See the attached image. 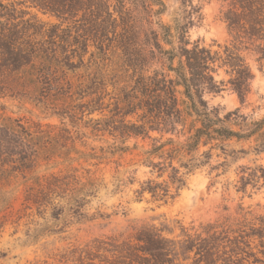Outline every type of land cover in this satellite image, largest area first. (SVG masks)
I'll return each instance as SVG.
<instances>
[{
    "label": "trees",
    "instance_id": "obj_1",
    "mask_svg": "<svg viewBox=\"0 0 264 264\" xmlns=\"http://www.w3.org/2000/svg\"><path fill=\"white\" fill-rule=\"evenodd\" d=\"M115 1L111 10L108 0H0V97L25 99L73 125L82 123L91 133L107 134L114 143L120 142L111 146L110 153H125L128 138L157 132L141 164L156 177L166 178L148 177L135 190L138 196L146 192L156 200L164 201L172 195L171 189L183 188L196 170L211 172L225 166L226 160L213 164V155L215 150L229 155L231 140L255 137L251 151H263L264 116L250 119L238 110L220 114L204 98L220 89L221 80L213 74L215 53L189 38L190 25L201 17L198 4L178 0L168 24L162 20L167 10L164 0ZM28 8L58 21H42ZM223 18L235 43L255 44L258 58H264V0H230ZM224 63L230 67L233 89L244 98L252 78L250 68L239 54L228 50ZM165 134L170 136L162 140ZM175 134L183 136L182 141L176 143ZM72 141L66 126L34 128L0 115V202L7 204V187L19 176L29 180L24 202L42 219L34 225H43L45 233L54 231L53 222L60 215L86 219L90 203L108 186L102 178L76 174L70 167L26 177L42 162L66 158ZM237 152L247 150L241 147ZM259 171L264 179V167ZM133 181V176L114 177L110 186L115 190ZM255 240L264 255V223L229 231L208 224L181 246L159 231H145L138 234L136 244L123 248L107 244V251L120 253L123 264H172L179 252H193V264H237L240 243L247 242L249 250L241 251L249 258Z\"/></svg>",
    "mask_w": 264,
    "mask_h": 264
},
{
    "label": "rangeland",
    "instance_id": "obj_2",
    "mask_svg": "<svg viewBox=\"0 0 264 264\" xmlns=\"http://www.w3.org/2000/svg\"><path fill=\"white\" fill-rule=\"evenodd\" d=\"M108 1L112 10L116 1ZM164 2L167 10L162 20L171 24L179 2ZM229 3L230 0H193V4L200 7L201 17L189 27L190 41L215 53L213 74L216 80H221L220 89L216 93H206L204 98L220 114L238 110L247 118L260 119L264 116V58H258L255 44L233 41L223 18ZM28 10L42 21H58L55 16L35 8ZM226 50L239 54L252 72L248 90L242 99L230 83L232 73L224 63ZM0 115L18 118L34 128L41 126L58 130L66 126L72 134L73 141L66 158L42 162L26 172V177L70 167L75 168L76 174L102 178L108 184L90 203L86 219L76 221L67 214L60 215V220L53 222L54 231L45 233L43 225H34L42 219L33 207L24 202V186L29 180L25 182L19 176L18 181L7 187V204L0 202V264H123L120 253L107 251V244H119L121 248L132 246L136 244L138 234L159 231L176 246H181L184 239L197 236L208 224H215L218 231H229L264 223V179L259 177V170L264 167V150L258 153L251 151L256 144L255 137L240 142L231 140L227 147L229 155L215 150L212 163L226 160L225 166L211 172L209 168L194 171L187 176L183 188L177 192L171 189L172 195L163 201L146 192L140 196L135 192L139 182L148 177L157 181L166 178L165 175L156 177L141 164L152 137L159 136L157 132L151 131L150 137L128 138L125 153H110L111 146L120 144L118 140L114 143L107 134L91 133L82 123L73 125L52 110L25 99L0 97ZM168 136L170 134L163 135L162 140ZM182 139L179 134L173 135L176 143ZM241 147L247 150L246 154L237 152ZM127 176H133L134 181L113 190L110 186L112 178L124 180ZM62 227L64 231L55 232ZM235 242L237 240L234 239L233 243H229L231 247L235 246ZM240 244L241 249L236 250L241 252L237 264H264L262 248L257 240L250 245H256V248L249 258L241 251L243 248L249 250L245 249L247 242ZM193 259V252H179L172 264H193Z\"/></svg>",
    "mask_w": 264,
    "mask_h": 264
}]
</instances>
